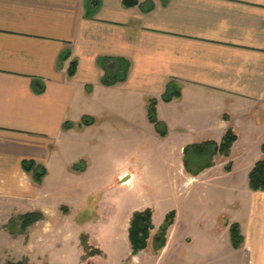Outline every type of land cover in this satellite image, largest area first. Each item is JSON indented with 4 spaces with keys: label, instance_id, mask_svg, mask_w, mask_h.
I'll list each match as a JSON object with an SVG mask.
<instances>
[{
    "label": "crops",
    "instance_id": "obj_1",
    "mask_svg": "<svg viewBox=\"0 0 264 264\" xmlns=\"http://www.w3.org/2000/svg\"><path fill=\"white\" fill-rule=\"evenodd\" d=\"M136 1L126 7L123 0H0V209H10L6 223L33 211L44 215L38 222L46 220L68 204L65 194L56 199L57 190L73 197L87 187L78 178L89 168L90 195L97 193L95 158L113 155L132 164L146 153L173 158L176 149L187 176L227 195L208 235L201 221V240L228 231L230 245L232 223L243 236L240 248L230 245L229 261H212L221 248L210 241L193 262L264 264V191L249 188V173L264 157V0ZM147 3L152 8L144 11ZM116 59L128 61L126 79L106 85ZM170 81L180 97L166 102ZM149 98L157 100V118L166 125L163 137L147 119ZM85 116L93 122L78 127ZM65 122L73 126L64 129ZM228 128L237 135L229 156H214V165L196 176L187 173L185 146L219 143ZM80 158L86 169L72 172ZM30 160L46 171L40 184L22 168ZM126 175L129 184L134 175L127 169L115 180ZM53 178L55 197L46 189ZM176 227L175 220L170 232Z\"/></svg>",
    "mask_w": 264,
    "mask_h": 264
},
{
    "label": "rangeland",
    "instance_id": "obj_2",
    "mask_svg": "<svg viewBox=\"0 0 264 264\" xmlns=\"http://www.w3.org/2000/svg\"><path fill=\"white\" fill-rule=\"evenodd\" d=\"M179 160L176 149L173 158L146 153L138 155L132 164L113 155L106 159L95 158L94 172L102 184L101 189L90 195L89 168L87 174L78 178L79 183L87 181V187L79 188L71 198L69 192L55 189L58 191L56 199L65 194L64 203L69 205H62L64 208L59 211L55 207L46 220L24 234H11L4 228L11 212L8 207L0 209V264L23 259L28 264H199L193 262V256L207 249L210 241L215 244L217 241V248H221L212 261H229L234 252L227 242L228 231L225 236L204 242L199 228L204 221V233L209 234L227 206V195L210 183L204 185L198 177L187 176ZM216 160L219 162L218 156ZM123 169L134 175L129 184L128 175L115 180L117 171ZM56 177L62 179L58 174ZM55 178L46 184L48 193L54 197L51 192ZM84 195L87 196L83 200ZM132 206H138V211L151 208L155 229L167 212L176 211L177 227L173 232H170L171 227L168 229L166 244L158 253L155 254L149 242L147 249L130 256L128 228L132 215L123 219L122 214ZM220 221L227 222V219ZM86 244L100 250L101 254L88 256Z\"/></svg>",
    "mask_w": 264,
    "mask_h": 264
},
{
    "label": "trees",
    "instance_id": "obj_3",
    "mask_svg": "<svg viewBox=\"0 0 264 264\" xmlns=\"http://www.w3.org/2000/svg\"><path fill=\"white\" fill-rule=\"evenodd\" d=\"M137 4L136 0H123V5L135 6ZM152 8L151 3H147L142 6L144 11H148ZM117 65L114 69H111V81L110 78L105 77L104 83L106 85H112L116 82H123L126 79L129 63L123 59L114 60ZM76 63L72 62L68 75L72 76L75 72ZM108 71L110 69H107ZM108 78V79H107ZM167 95H169L167 97ZM180 97L179 86L170 81L166 87V91L162 96V100L169 102L174 98ZM156 104L157 100L155 98L147 99L146 113L148 121L153 124L155 131L159 136L163 137L167 134V128L164 122L157 118L156 114ZM224 118H227L224 116ZM90 117H83L82 120L77 123L78 127L87 126L92 123ZM73 123L65 122L63 125L64 129L71 128ZM237 140V135L231 128H228L223 134L219 143L214 141H205L201 143H193L185 146L183 153L184 170L191 176H196L202 170L209 168L214 165L213 158L216 155L228 157L230 154V149L232 144ZM261 150L264 153V143L261 146ZM87 161L84 158H80L78 161L72 164L71 171L80 173L83 172L87 167ZM22 168L25 172L30 173L32 180L36 184H40L42 178L45 176L46 171L44 167L36 164L34 161H23ZM225 169H230V162L225 164ZM249 188L253 191H264V157L257 161L249 173ZM64 207H61V209ZM63 210V209H62ZM153 210L151 208H145L141 211H134L130 218L129 228H128V240L131 247V255L135 256L139 254L140 251L145 250L149 247V242L153 244V250L156 253L161 251L166 244V235L168 229L174 224L176 211L170 210L164 216L163 221L155 231L152 223ZM44 215L39 211H33L25 213L16 217H12L6 223L4 228L11 234H24L27 230L33 226L36 222L42 220ZM227 222H223L226 225ZM229 238L230 245L233 249H238L241 247L243 242V236L240 233V228L237 223H232L229 226ZM85 242V241H84ZM151 244V245H152ZM88 256H94L101 254L98 249L91 248L87 244L85 245ZM6 264H28L26 259L17 262H7Z\"/></svg>",
    "mask_w": 264,
    "mask_h": 264
},
{
    "label": "water",
    "instance_id": "obj_4",
    "mask_svg": "<svg viewBox=\"0 0 264 264\" xmlns=\"http://www.w3.org/2000/svg\"><path fill=\"white\" fill-rule=\"evenodd\" d=\"M169 95H167V97H168Z\"/></svg>",
    "mask_w": 264,
    "mask_h": 264
}]
</instances>
